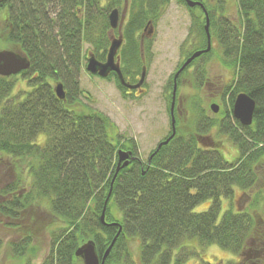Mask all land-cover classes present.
Here are the masks:
<instances>
[{
	"label": "trees",
	"instance_id": "16d2710c",
	"mask_svg": "<svg viewBox=\"0 0 264 264\" xmlns=\"http://www.w3.org/2000/svg\"><path fill=\"white\" fill-rule=\"evenodd\" d=\"M102 1L107 10L122 4V0H0V23L10 46L6 49L30 62L20 74L27 91L12 95L17 76H0V163L18 170L15 179L0 188V233L15 237L8 243L12 261L32 264L40 251L37 216L43 212L61 226L48 232V250L40 264H79L74 252L88 240L95 243L101 259L115 237L104 264H137L129 250L131 241L137 242L138 264H187L196 255L188 249L192 244L214 245L237 258L225 264H264V0H236L240 28L227 19L216 23L205 8L209 32L233 72L225 89L230 109L241 93L255 101L250 126L235 119L232 125L227 111L219 125L237 158L226 160L216 146L201 148L199 132L215 126L202 118L196 130L186 133L179 132L175 122V136L146 164L133 143H114V125L107 117L72 109L79 95L83 43L92 46L98 61L106 58L110 27L108 14L98 7ZM129 1L131 18L122 33L126 44L119 59L122 76L132 84L142 71L135 36L143 31L147 15H154L168 0ZM178 1L187 7L184 0ZM200 18L194 27L206 38ZM110 76L125 93L117 76ZM59 83L66 90L63 100L54 92ZM170 102L171 96L169 107ZM39 136H44L42 144L36 142ZM117 148L132 151L135 159L115 175ZM235 189L252 192L246 208L229 206L221 214V199L231 201ZM208 200L207 210L195 212ZM2 246L0 238V250Z\"/></svg>",
	"mask_w": 264,
	"mask_h": 264
},
{
	"label": "rangeland",
	"instance_id": "374dc122",
	"mask_svg": "<svg viewBox=\"0 0 264 264\" xmlns=\"http://www.w3.org/2000/svg\"><path fill=\"white\" fill-rule=\"evenodd\" d=\"M194 1L203 5L207 15V9H210L216 23L227 19L236 27H241L236 0ZM129 2V0H122L121 6L117 8L119 12L118 27L107 31L106 34L110 38L117 39L120 31V36L124 38L123 30H125L131 18ZM106 5V1H102L98 7L109 15L113 9H105ZM220 7H223L222 13H220ZM78 16L82 17L83 12L80 11ZM201 16L205 24L203 9L197 10L186 7L178 0H168L154 15H147L144 27L148 23L150 24L146 28L145 34L141 30L142 32L140 31L135 36L136 42H140L136 45L141 53L140 61L142 68L145 69V76L140 89L132 92H121L117 88L115 78L112 76L103 79L86 72L87 58L89 53H92L93 48L90 44L84 42L82 55L85 58H82L81 68L77 76L79 95L76 103H73L72 109L77 112H95L107 117L114 125L112 134L114 143H118V146L128 145L129 142L130 144L133 143L140 161L143 164L150 162V158L157 151L158 145L167 140L171 133L168 101L172 92L171 88H173L172 76L182 66L183 61L188 58L186 55L199 49L202 50L204 46L206 47L207 41L204 34L194 27L195 21ZM95 17L98 19L100 17L99 13L95 14ZM202 18L200 19L202 20ZM150 26L152 27V33L148 35L147 32ZM3 32L0 23V50L10 48L9 44L6 43ZM209 34L210 55L195 59L187 66L185 74L180 79L177 78L174 118L175 122H178V131L185 133L190 129L196 130L195 127L202 118L205 122L215 124L207 133L199 132L198 136L201 137L200 146L201 148L216 146L226 160H232L237 158L238 153L233 143L219 132V125L225 122L226 111L231 115L230 97L225 93V89L231 82L233 72L225 64L228 62L223 59V49L217 43L216 37L212 34V31ZM142 36L144 40L141 39ZM200 41L201 46L199 45ZM125 44L126 42L123 39L118 57ZM140 74L141 72L137 75L136 81L140 79ZM16 76L13 79L14 89L12 95L28 90L26 79L20 75ZM132 84H136V82ZM64 91L66 90L64 89ZM212 104L218 107L217 113L210 110ZM231 120H233L232 115L230 116ZM231 124L233 125L232 121ZM43 141L44 136H39L36 140L39 144H42ZM17 172L18 170L7 164V162L0 163V188L12 182L17 176ZM251 193H242L235 189V195L231 201L221 199V214L230 208L229 206L233 207L234 210L246 208ZM210 204V200L202 203L196 207L195 212L207 210ZM42 213L36 215L39 219L38 239H40V251L38 249V253L30 260L32 264H40L43 261L48 250V232L51 230V234L61 226L59 222L55 221V218L54 220L53 217ZM37 217L33 219L36 218L37 221ZM44 225L46 227L43 230L41 226ZM0 238L3 241L0 250V264H19L12 261L14 259L11 257L8 246V243L15 238L14 235H5L4 232H1ZM190 246L188 249H193L196 255H193L187 261V264H200L201 260L210 264H225L237 260L231 253L214 245L207 248H199L196 244ZM129 250L132 258L138 264L137 242L131 241Z\"/></svg>",
	"mask_w": 264,
	"mask_h": 264
},
{
	"label": "water",
	"instance_id": "95a60500",
	"mask_svg": "<svg viewBox=\"0 0 264 264\" xmlns=\"http://www.w3.org/2000/svg\"><path fill=\"white\" fill-rule=\"evenodd\" d=\"M186 5L189 8H193L195 6L200 7L204 11L205 15V24H204V31L206 34V48L201 51H197L193 53L189 58H187L182 66L177 70L173 77V88L171 94V102L169 108L170 120H171V135L167 140L163 143L159 144L156 150H158L162 145L167 144V142L174 136L175 134V118H174V107H175V97H176V89H177V78L179 74L196 58L201 56L202 54H206L210 51L211 44H210V34H209V18L204 10V7L201 3L195 2L192 0H184ZM119 21V13L118 10L113 9L108 15V23L111 30H114L118 27ZM150 23L144 28V34L146 28L149 26ZM148 35L152 33V27H149V31L147 32ZM143 39V36L142 38ZM122 37L119 35L117 39L110 38V45L106 53V59L104 62H99L96 60L93 54H89L87 63H86V72L91 75H96L100 78H107L110 73H115L120 81V84L130 90L139 89L143 84L144 76H145V69L142 68V73L140 75V79L135 85H129L126 83L121 75L119 59L116 58V54L121 46ZM30 67V62L27 57L20 55L11 50H0V76L1 77H10L16 76L23 71L28 70ZM54 92L56 97L59 100L65 99V91L63 89V85L61 83L57 84L54 88ZM210 110L213 113L218 112V107L215 104L210 105ZM255 111V101L250 98L247 94L241 93L238 94L233 102L231 115L232 117L237 120L240 125L242 126H250L253 120V115ZM135 158L132 155L131 151H124L118 150L117 151V165L115 170V175L119 171L120 168L126 167L131 161ZM149 162V161H148ZM114 175V178H115ZM113 178V180H114ZM112 180V182H113ZM110 193V192H109ZM109 196V195H108ZM108 198V197H107ZM107 203V199L104 203L103 210L100 215V221L102 223L105 219V206ZM120 231V230H119ZM116 237L112 240L108 248L105 250L104 254L102 255L101 259L97 254L95 243L92 240L85 241L80 246H78L74 252V257L78 260L79 264H104L106 257L108 256Z\"/></svg>",
	"mask_w": 264,
	"mask_h": 264
},
{
	"label": "flooded vegetation",
	"instance_id": "af4514ba",
	"mask_svg": "<svg viewBox=\"0 0 264 264\" xmlns=\"http://www.w3.org/2000/svg\"><path fill=\"white\" fill-rule=\"evenodd\" d=\"M120 35V34H119Z\"/></svg>",
	"mask_w": 264,
	"mask_h": 264
}]
</instances>
